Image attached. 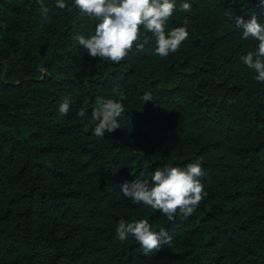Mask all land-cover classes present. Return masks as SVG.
<instances>
[{
    "label": "trees",
    "instance_id": "obj_1",
    "mask_svg": "<svg viewBox=\"0 0 264 264\" xmlns=\"http://www.w3.org/2000/svg\"><path fill=\"white\" fill-rule=\"evenodd\" d=\"M65 2L71 11L44 0L45 13L0 0V264H264V83L241 60L258 41L235 24L264 23L260 0H175L167 27L189 33L179 50L157 56L141 26L119 63L79 45L96 22ZM97 97L124 98L120 128L103 137ZM190 162L207 196L189 216L169 220L121 191ZM121 219L164 228L171 246L145 255L131 234L122 243Z\"/></svg>",
    "mask_w": 264,
    "mask_h": 264
},
{
    "label": "clouds",
    "instance_id": "obj_2",
    "mask_svg": "<svg viewBox=\"0 0 264 264\" xmlns=\"http://www.w3.org/2000/svg\"><path fill=\"white\" fill-rule=\"evenodd\" d=\"M37 2L47 13L44 0ZM260 4L264 11V0H260ZM55 6L60 10L67 8L71 11L65 0H55ZM74 7L89 20L96 22L94 34L87 38L83 35L75 37L92 58L108 59L114 63L123 61L140 39L141 26L155 37V54L161 58L177 52L189 36L186 26L167 27L176 11L175 0H74ZM191 10L190 3L180 4V12L188 13ZM235 24L243 30V40L251 38L258 41L254 50L248 51L241 60L255 71L254 79L264 83V23H260L258 16L253 14L247 20L243 16L235 17ZM136 48L143 51L144 45L136 44ZM123 99L96 98V107L91 111L92 119L97 122L93 129L94 135L103 137L105 131L111 133L120 128L118 118L125 111ZM142 99L145 102L152 101L149 94H145ZM71 104L72 101L64 97L59 104V114L67 115ZM85 114L83 108L78 112L81 117ZM204 175L200 162H190L184 167L166 165L157 168L150 180L137 178L132 182L124 181L120 188L126 198L150 206L172 220L177 210L185 216L193 214L207 196L201 180ZM116 232L122 243L131 234L145 255L160 251L163 245L171 246L173 239L164 228L158 232L153 231L150 223L144 219L131 223L121 219Z\"/></svg>",
    "mask_w": 264,
    "mask_h": 264
}]
</instances>
